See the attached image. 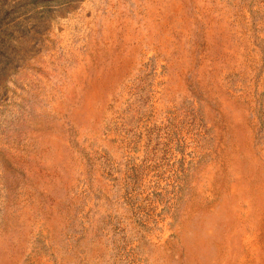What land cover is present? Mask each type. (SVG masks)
<instances>
[{
	"label": "rangeland",
	"instance_id": "374dc122",
	"mask_svg": "<svg viewBox=\"0 0 264 264\" xmlns=\"http://www.w3.org/2000/svg\"><path fill=\"white\" fill-rule=\"evenodd\" d=\"M0 264H264V0H0Z\"/></svg>",
	"mask_w": 264,
	"mask_h": 264
}]
</instances>
